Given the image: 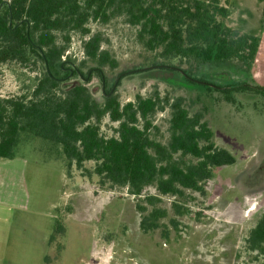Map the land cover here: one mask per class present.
Returning <instances> with one entry per match:
<instances>
[{"label": "rangeland", "instance_id": "374dc122", "mask_svg": "<svg viewBox=\"0 0 264 264\" xmlns=\"http://www.w3.org/2000/svg\"><path fill=\"white\" fill-rule=\"evenodd\" d=\"M228 8L229 15L219 18L229 28L239 34L256 31L261 35L263 0H232ZM89 26L92 33H102L103 48L118 60V66H103L86 77L97 66L89 60L83 77L67 78L64 85L86 82L98 101L112 90L122 105L135 101L139 94L183 97L190 115L204 112L215 143L230 150L236 162L213 168L215 177L207 182V193L183 189L180 196L159 195L150 185L149 197H145L129 192L128 187L102 185L93 173V160L86 161L83 169L75 164L69 168L61 146L21 132L15 154L27 162V206L0 212V264H264V246L252 250L247 240L264 215V95L255 88L264 86V73L256 74L255 62L249 65L241 59H165L162 48L150 50L139 40V28L124 16L107 23L93 21ZM58 36L62 42V34ZM70 38L66 56L80 67L87 36L72 31ZM149 66L155 67L137 70ZM41 74L40 64H2L0 97L28 93ZM170 118V108L153 116L152 138L168 143ZM118 126L119 122L106 116L101 132L116 135ZM184 160L197 161L191 155ZM227 182L232 185L223 187ZM155 209L162 227L146 233L140 225L142 215ZM57 221L63 222L65 233L50 241Z\"/></svg>", "mask_w": 264, "mask_h": 264}, {"label": "trees", "instance_id": "16d2710c", "mask_svg": "<svg viewBox=\"0 0 264 264\" xmlns=\"http://www.w3.org/2000/svg\"><path fill=\"white\" fill-rule=\"evenodd\" d=\"M231 2L0 0V66L8 62L42 66V74L36 77L31 91L17 97H0V159L13 158L20 133L28 132L61 146L69 168L75 164L83 169L86 161H95L93 173L102 185L128 187L129 192L145 197H149L150 185L156 187L159 195L180 196L183 189L206 193L213 168L234 164L236 157L215 143L204 112L190 115L183 97L172 99L159 92L146 97L139 94L135 101L122 105L110 90L104 92L103 101H98L86 82L64 83L72 76L83 77L89 60L97 66L87 71L86 77L103 66H118V60L103 48L102 33H92L89 26L93 21L107 23L118 16L139 28L138 38L148 49L162 48L165 59H241L251 65L260 38L239 34L219 18L229 15ZM72 31L87 38L83 42L85 59L71 76L75 61L66 52ZM58 34H62V42ZM156 67L176 69L171 65ZM184 75L196 81L187 71ZM255 88L264 95V86ZM167 108L171 109V136L165 144L152 138L150 130L153 116ZM106 116L119 122L116 135L102 134L101 123ZM188 155L197 161L186 162L184 157ZM137 207L143 210L139 203ZM157 212L155 209L142 215L140 225L144 232L162 227ZM65 229L63 222L57 221L50 241L62 237ZM163 232L167 236L168 229ZM247 240L252 250L264 246V215L250 230Z\"/></svg>", "mask_w": 264, "mask_h": 264}, {"label": "crops", "instance_id": "0c3cea01", "mask_svg": "<svg viewBox=\"0 0 264 264\" xmlns=\"http://www.w3.org/2000/svg\"><path fill=\"white\" fill-rule=\"evenodd\" d=\"M264 1V0H263ZM262 32L259 36L258 32H251V34L260 38V46L256 55L255 73L262 76L264 73V20L262 24ZM261 81V80H260ZM26 160L20 158L15 154L13 158L0 159V212L4 208H24L27 206V193L25 189V176ZM215 175L213 174L214 178ZM239 176H236V180L239 181ZM215 184V181H213ZM232 183L227 182V185L223 187L229 188ZM225 190V189H224ZM207 193V191H206ZM213 193L215 194V187L213 185ZM240 198V197H237ZM235 198V200L237 199ZM173 260V259H172ZM171 259L169 262L172 261ZM200 264V263H197ZM202 264V263H201Z\"/></svg>", "mask_w": 264, "mask_h": 264}, {"label": "water", "instance_id": "95a60500", "mask_svg": "<svg viewBox=\"0 0 264 264\" xmlns=\"http://www.w3.org/2000/svg\"><path fill=\"white\" fill-rule=\"evenodd\" d=\"M12 23V20L10 21V24ZM28 36L30 37V31L28 30ZM43 55H44V53H43ZM156 66V65H155ZM155 66H149V67H145V68H142V69H137V70H144V69H148V68H153V67H155ZM177 69H179V70H181L183 73H184V71L182 70V69H180V68H177ZM48 70H49V68H48ZM78 71H79V69H77ZM50 71V70H49ZM89 74H90V72H89ZM119 78V77H118ZM103 90H104V85H103Z\"/></svg>", "mask_w": 264, "mask_h": 264}, {"label": "flooded vegetation", "instance_id": "af4514ba", "mask_svg": "<svg viewBox=\"0 0 264 264\" xmlns=\"http://www.w3.org/2000/svg\"><path fill=\"white\" fill-rule=\"evenodd\" d=\"M77 69H79L78 68V66L77 65H74L73 67H72V70L70 71V75L72 76V75H74V71H76ZM78 71V70H77ZM112 92V91H111Z\"/></svg>", "mask_w": 264, "mask_h": 264}, {"label": "built area", "instance_id": "2783aa9c", "mask_svg": "<svg viewBox=\"0 0 264 264\" xmlns=\"http://www.w3.org/2000/svg\"><path fill=\"white\" fill-rule=\"evenodd\" d=\"M210 216H211V214H210ZM216 218H217L219 221H222V220H223L222 218L218 217L217 215H216ZM214 221H215V215H214ZM224 221L228 222L227 220H224ZM207 232H209V231H207Z\"/></svg>", "mask_w": 264, "mask_h": 264}]
</instances>
